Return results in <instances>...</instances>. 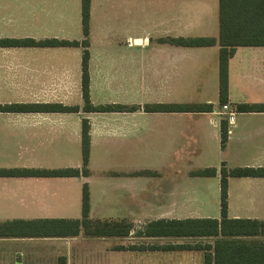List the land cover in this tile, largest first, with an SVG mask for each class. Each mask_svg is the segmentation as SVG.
<instances>
[{
  "label": "crops",
  "instance_id": "1",
  "mask_svg": "<svg viewBox=\"0 0 264 264\" xmlns=\"http://www.w3.org/2000/svg\"><path fill=\"white\" fill-rule=\"evenodd\" d=\"M7 1H75L79 5L74 20L75 32L70 31L69 12L66 15L60 10L52 16L54 26H49L53 34L39 38L37 19L34 21L36 17L33 19L30 15V20H26L27 30L20 36L11 35L5 10ZM206 23L192 17L184 25L180 18L164 23L159 31L163 38H175L202 28ZM93 28L91 0V102L138 108L114 112H0V168L4 169L81 168V121L87 118L90 124L88 175L0 176V223L15 219H80L84 183L89 189V218L131 224L126 238L132 236L137 224L143 228L156 219H219L221 167H264V112H238L233 107L235 103H243L234 97L237 91L247 89L244 80L248 76L251 75V79L264 77V68L263 71H259L261 67L256 71L247 70L259 58L264 61V46L236 47L229 59L226 104L229 109L221 107L220 110L215 107L216 102L208 99L201 103H211L210 112H148L143 109L145 104H180L176 91L181 87L182 78L178 85L177 77L183 73L185 60H192L201 53L214 56L218 54V46L182 47L160 41L150 47V43L134 40V43L123 45L121 50L115 47L117 53L109 55L107 35L110 32ZM117 28L120 32L123 29ZM134 33L126 30L122 34L129 38ZM1 38L80 40L83 38L80 0H0ZM151 49L157 53L151 57L149 52L146 56L144 51ZM39 50L45 51L46 56L40 57ZM66 50H76L77 56H54L55 51ZM122 50L126 51L125 55ZM136 50L144 52L142 57ZM81 52V47L72 46H0V104L61 103L81 107ZM212 67V88L216 90L217 86L218 100V59ZM157 73L162 79L164 89L160 91L164 94H160L159 100H141L150 95L147 92L151 91L152 76ZM257 101L251 103H264V98ZM229 111L234 112V117L232 122L227 121V141L222 148L220 121L227 120ZM206 168H214L215 174H197ZM227 181L228 217L264 219L259 216L264 211V177L229 176ZM179 239L183 238L164 244L187 243ZM87 241L81 231L74 237H0V264H57L61 256L66 258V264H84L79 243ZM126 247L120 249L200 252Z\"/></svg>",
  "mask_w": 264,
  "mask_h": 264
},
{
  "label": "trees",
  "instance_id": "2",
  "mask_svg": "<svg viewBox=\"0 0 264 264\" xmlns=\"http://www.w3.org/2000/svg\"><path fill=\"white\" fill-rule=\"evenodd\" d=\"M91 0H80L81 29L83 38L68 40L58 38H1L0 46L81 47L82 106L61 103H10L0 104V112H114L131 111L138 106L122 104L95 105L90 100L89 76V25ZM217 36H178L162 38L161 42L182 47L218 46V101L228 103V64L239 46H264V0H218ZM238 112H264V103H235ZM211 103H151L143 106L148 112H210ZM227 120L220 121V144L227 141ZM90 124L81 121V168L52 170L4 169L0 176H78L88 175L90 154ZM214 168L199 170L198 175L212 176ZM264 177V167H235L220 169V218L156 219L148 222L138 236L175 238H213L211 243H181L164 245H130L127 249L149 250H202L203 264H264V219L229 218L227 207L228 177ZM89 189L86 183L81 191V218L15 219L0 223V237H74L80 231L85 237L127 236L131 224L125 221L92 220L89 218ZM124 248V247H120ZM57 264H66L58 258Z\"/></svg>",
  "mask_w": 264,
  "mask_h": 264
},
{
  "label": "rangeland",
  "instance_id": "3",
  "mask_svg": "<svg viewBox=\"0 0 264 264\" xmlns=\"http://www.w3.org/2000/svg\"><path fill=\"white\" fill-rule=\"evenodd\" d=\"M7 14L8 29H11V35H22L27 30V21L30 20V15L37 19L39 38L53 34L54 31L49 26H54L52 16L58 11L63 10L65 14L69 12L71 19V32L74 31V20L79 12V5L75 1L69 2H20L7 1L5 3ZM218 0H93V29L100 28L102 31L110 32L108 36L109 46L107 52L116 54L115 47L122 48L123 45L134 43V40H140L144 43H150V47L157 44L164 37L160 33V26L166 22L181 18L182 24H188L193 17L195 21L203 20L207 23L202 28H195L191 33H185L183 36H217L218 32ZM36 13V14H35ZM37 15V16H35ZM67 15V14H66ZM209 15V16H208ZM29 17V18H27ZM51 17V18H49ZM49 21V23H48ZM123 28L118 31L117 27ZM123 26V27H122ZM185 29V28H184ZM133 31L134 34L129 38L125 36V31ZM95 31V30H94ZM99 31V30H98ZM148 31V32H147ZM185 31V30H184ZM28 32V31H27ZM73 35V34H71ZM100 40L97 39L98 43ZM136 49H140V46ZM39 56H46L45 51L39 50ZM139 57L145 52H150L151 57L156 50H136ZM122 55L126 51L122 50ZM199 53V52H198ZM121 54L119 56H122ZM54 56H63L74 58L77 56L76 50H66L54 52ZM218 54L207 55L198 54L196 58L185 60L183 73L178 75V85L181 81V87L177 89V100L181 103H201L208 99L213 100L215 107L220 108L221 105L217 100V86L212 88V72L216 66ZM253 64L252 62H250ZM255 65L247 70L263 71L264 61L258 59ZM158 73L152 76L151 91L147 92L150 95H145L141 100L149 98L151 100H159L160 91L162 88V79L158 78ZM248 76L244 80L247 89L241 92H236L234 97L238 102H258L260 98H264V77ZM260 78V79H259ZM175 80V78H173ZM259 79V80H258ZM153 102V101H152ZM230 108V107H229ZM260 218H264V211L260 213ZM140 226V224H137ZM133 227L134 233L130 238L126 237H87L89 241L86 243L80 242L82 260L84 264H202V252L189 251L176 252H138V251H122L119 247L130 245H161L160 243L174 242L175 238H138L137 231L141 230L138 226ZM179 241L187 243L212 242L213 239H179Z\"/></svg>",
  "mask_w": 264,
  "mask_h": 264
},
{
  "label": "built area",
  "instance_id": "4",
  "mask_svg": "<svg viewBox=\"0 0 264 264\" xmlns=\"http://www.w3.org/2000/svg\"><path fill=\"white\" fill-rule=\"evenodd\" d=\"M221 107H222L223 110L229 109L228 105H226V104L225 105H222ZM233 117H234V112L229 111L227 113V121L228 122H232L233 121Z\"/></svg>",
  "mask_w": 264,
  "mask_h": 264
},
{
  "label": "water",
  "instance_id": "5",
  "mask_svg": "<svg viewBox=\"0 0 264 264\" xmlns=\"http://www.w3.org/2000/svg\"><path fill=\"white\" fill-rule=\"evenodd\" d=\"M140 40H136V42H139Z\"/></svg>",
  "mask_w": 264,
  "mask_h": 264
}]
</instances>
